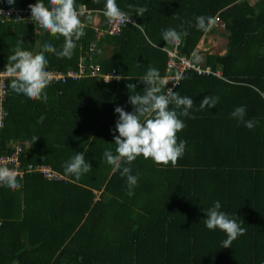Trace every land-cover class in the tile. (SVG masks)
<instances>
[{
    "label": "trees",
    "instance_id": "1",
    "mask_svg": "<svg viewBox=\"0 0 264 264\" xmlns=\"http://www.w3.org/2000/svg\"><path fill=\"white\" fill-rule=\"evenodd\" d=\"M36 2L0 0V9H30ZM105 2L76 0L77 8L86 5L81 19L87 27L71 59L45 53L47 70L67 74L82 61L86 74L52 80L46 103L15 93L9 87L13 76L6 79L0 154L21 143L25 166L47 163L64 178L29 172L17 179L19 189L0 185V264H264V0H116L136 25L100 34L108 27ZM43 3L51 7L50 0ZM130 4L148 10L141 17ZM198 16L216 19L222 30L197 29ZM169 28L180 33L179 55L220 74L192 70L179 77L172 90L194 101L189 111L195 118L181 116L186 127L177 133L178 142L187 141L186 150L176 166L138 156L130 165L138 185L129 196L127 178L113 172L103 153L116 154L115 107L133 111L129 97L144 94L141 80L149 67L158 69L160 78L169 74L166 47L172 42L162 38ZM208 33L226 39L224 53L197 50ZM20 40L21 49L33 54L46 42L59 52L65 42L37 22L2 15L1 72ZM93 44L102 53L92 51ZM92 65H99L100 73H93ZM113 69L120 78L106 82L104 73ZM206 96H218L219 103L199 110ZM241 105L247 106L246 120L258 121L251 130L231 116ZM80 152L92 170L77 179L65 166ZM217 200L221 211L246 228L228 248L222 247L225 232L205 226L206 212ZM153 214L155 219L147 220ZM151 237L159 242L157 253L149 250Z\"/></svg>",
    "mask_w": 264,
    "mask_h": 264
},
{
    "label": "clouds",
    "instance_id": "2",
    "mask_svg": "<svg viewBox=\"0 0 264 264\" xmlns=\"http://www.w3.org/2000/svg\"><path fill=\"white\" fill-rule=\"evenodd\" d=\"M93 2L99 3V0H93ZM7 3L14 5L15 0H7ZM50 5L51 7L45 6L43 0L30 4L31 19L48 30L52 36H63L65 42L62 50L57 52L51 43L46 42L40 52L33 54L31 51L21 49L23 40H20L17 42L14 54L8 56L7 65V72L13 76L9 85L11 90L31 100H42L45 103L48 99L45 89L53 79L47 70L49 61L45 53L51 52L60 58L71 59L77 47L76 41L85 35L87 27V23L81 19L86 15V5H80L77 8L76 0H50ZM128 8H135V13L141 17L148 10L147 7H135L131 4ZM103 15L110 23L123 25L131 22L136 25L135 21L131 20L132 15L122 11L116 0H106ZM87 19L91 20V16ZM213 24L214 21L210 17H196L195 26L199 30L208 31ZM184 35H187V32ZM162 38L166 42L177 41L180 39V33L169 28L162 32ZM99 48L102 49V47ZM141 81L146 85L144 94L129 97L128 102L133 105V111H125L122 106H116L114 109L115 113L119 114L113 130L117 145L116 154L114 155L110 149H105L103 153L107 163L113 166V172L119 170L121 176L127 178L129 196L134 194L132 189L138 185V174L133 175L130 167L132 162L142 155L144 159L151 158L157 164L168 165L171 162L172 166H176L187 145L186 140L178 142L177 133L186 127L180 117L195 118L190 116L189 111L193 107V99L187 96L182 97L171 88L165 92L164 86L168 82L160 78L158 69L149 67ZM129 87H136V85L128 84ZM218 103V96H206L201 100L199 110L214 107ZM169 105L174 107L170 109ZM177 109L181 111L178 112ZM246 114L247 106L241 105L233 110L231 116L251 130L258 121L246 120ZM115 132L119 135H115ZM91 170V164L85 160L83 152L77 153L65 166V173L74 175L77 179ZM17 176L18 172L14 168H9L7 164H0V183L13 190L19 189L22 185L18 182ZM220 209L221 203L217 200L206 212L205 226L209 230L219 228L225 232L227 238L222 241V247L228 248L234 240L246 233V228L241 226V222Z\"/></svg>",
    "mask_w": 264,
    "mask_h": 264
},
{
    "label": "built area",
    "instance_id": "3",
    "mask_svg": "<svg viewBox=\"0 0 264 264\" xmlns=\"http://www.w3.org/2000/svg\"><path fill=\"white\" fill-rule=\"evenodd\" d=\"M0 14L4 15L8 19H14L16 21L18 20H23L27 19L29 21H33L31 19V10L30 9H20V8H15L14 6L5 8V9H0ZM106 19V18H105ZM107 22V29L105 30H100V34H103L105 32H109L111 34H118L122 30V27L125 25H121L118 23H110L108 21V18L106 20ZM177 41H173L175 47H177L178 44ZM91 50H97L99 53L102 52V49L99 48L96 44H93L91 47ZM168 51V75L162 77V79L166 80L168 83L173 82V85H169L168 83L166 84V91L168 88H173L174 84L178 83V79L181 75L184 73H187L189 71H197L200 74L203 73H210L209 67H202V65L194 62L191 58L186 57V56H181L178 53L177 49H167ZM93 68V73H100V68L99 65H92ZM177 70L176 74L174 70ZM51 75L53 76L52 80H66V76H71L73 78H79L85 73V65L84 62H80L79 68L78 69H73L69 70L67 74L59 71V70H48ZM211 73H218L220 74L219 71L215 72L212 71ZM8 77H12L10 73L7 71H0V129L4 125V118L6 116V109L4 107V100L9 94V91H7V85H6V79ZM104 77L107 80L110 79H115V78H120V74L116 69H113L107 73H104ZM12 150L10 152L6 151L4 153L0 154V164H7L9 168H14L18 172L17 179L23 180L24 177L26 176L27 173L29 172H39L41 173L46 179L49 180H59L64 178V176L60 173H58L50 164L47 163H37V164H29L25 166L21 160L22 158V153L25 152V147L21 143H12L11 146ZM3 183H0L2 185ZM1 223V220H0Z\"/></svg>",
    "mask_w": 264,
    "mask_h": 264
},
{
    "label": "rangeland",
    "instance_id": "4",
    "mask_svg": "<svg viewBox=\"0 0 264 264\" xmlns=\"http://www.w3.org/2000/svg\"><path fill=\"white\" fill-rule=\"evenodd\" d=\"M93 19L96 20V21H99L101 18H100L99 15H96L95 17H93ZM215 28H219L218 30L221 31L223 27H221V26L217 27L216 26ZM211 35H212L211 33H208V35H207L208 37L205 40H203V43H201L202 47H201L200 50H202V52H209V53H213V52H216L218 50L220 52L225 51L223 49H225L224 47H225V44H226L225 43L226 39L225 38L224 39L223 38L220 39V36H218V37L214 36L215 38L211 39V41L209 42L208 40L211 37ZM201 65L204 68L207 67V66H204L203 64H201ZM208 67H209L210 73H211L213 71V69L210 66H208Z\"/></svg>",
    "mask_w": 264,
    "mask_h": 264
},
{
    "label": "crops",
    "instance_id": "5",
    "mask_svg": "<svg viewBox=\"0 0 264 264\" xmlns=\"http://www.w3.org/2000/svg\"><path fill=\"white\" fill-rule=\"evenodd\" d=\"M214 21V24L213 25H218V23H217V20L215 19V20H213ZM212 35H211V37L209 38V42L211 41V39H213V38H215V37H218L219 36V34H216V33H211ZM208 35V34H207ZM205 36V37H203L202 39H201V41L199 42V44H198V46H197V50L199 51L200 49H201V43H203V40H205L208 36ZM215 36V37H214ZM179 41V40H178ZM172 45H170V46H168V47H166V48H171V49H177L178 50V44H179V42H178V44H177V47H175V45H174V43H173V41H172V43H171ZM174 47V48H173ZM225 48V47H224ZM223 50H225V49H223ZM225 51H223V52H221V53H224ZM25 179V178H24ZM23 179V180H24ZM21 180V179H20ZM99 193H101V191H98ZM155 219V215L153 214L151 217H149L147 220H154ZM141 223V221H138V223H137V225L135 226V227H138V226H140L139 224ZM139 242H143L144 240H145V235H143V236H141V237H139ZM148 240H150L151 242H150V244H149V250L150 251H153L154 250V253H157L158 252V250L157 249H159V247H157L156 245H155V243H159L158 241H155L154 240V238H148ZM141 247V246H140ZM150 248H152V249H150ZM142 253H144V252H142ZM148 257L149 258H153V256H151L150 257V253H149V255H148ZM167 257V253H166V255H163V256H161L160 257V259H162V258H166ZM156 259H158V258H156Z\"/></svg>",
    "mask_w": 264,
    "mask_h": 264
},
{
    "label": "bare ground",
    "instance_id": "6",
    "mask_svg": "<svg viewBox=\"0 0 264 264\" xmlns=\"http://www.w3.org/2000/svg\"><path fill=\"white\" fill-rule=\"evenodd\" d=\"M1 16H2V15H1ZM1 16H0V17H1ZM106 19H107V17H106ZM94 24H95V23H94ZM106 25H107V23H106ZM100 30H101V29H100ZM103 30H104V29H103ZM108 33H109V32H108ZM180 44H181V42H180ZM171 48H172V47H171ZM171 48H170V49H171ZM173 48H174V47H173ZM178 50H179V49H178ZM85 70H86V69H85ZM86 71H87V70H86ZM90 73H91V72H90ZM85 74H86V72H85ZM167 75H168V74H167ZM99 76H100V75H99ZM7 80H8V79H7ZM56 81H57V80H56ZM62 81H63V80H62ZM116 81H117V80H116ZM178 81H179V80H178ZM176 85H177V83H176Z\"/></svg>",
    "mask_w": 264,
    "mask_h": 264
}]
</instances>
